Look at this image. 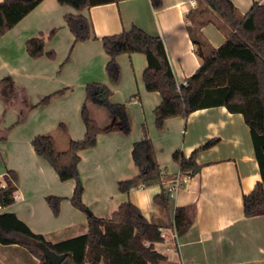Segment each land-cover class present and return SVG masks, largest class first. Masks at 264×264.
I'll use <instances>...</instances> for the list:
<instances>
[{
    "label": "crops",
    "instance_id": "1",
    "mask_svg": "<svg viewBox=\"0 0 264 264\" xmlns=\"http://www.w3.org/2000/svg\"><path fill=\"white\" fill-rule=\"evenodd\" d=\"M161 1V6L157 8L153 6L152 0H120L83 10L82 14L90 19L93 32L99 39L90 38L77 43L70 64L61 74L58 73L61 60L72 40H75L64 18L68 13H79L73 7L61 5L57 0H43L0 38V57H5L4 62L7 64V70L0 69L2 109L14 110L18 115L23 113V118L26 117L24 122L30 118L28 127L24 124L21 129L15 149L11 147L12 138L17 134L12 133L15 129L11 131L12 135L8 133L7 138L0 141V187L5 186L4 175L9 169L18 172L15 202L4 207L2 212H15L34 232L43 234L51 242L87 233L88 219L86 213L76 208L70 200L76 181L70 179L62 182L51 164L36 153L32 140L47 130L43 125L40 131L36 121L32 126L31 117L35 114L44 117L45 110L51 114L57 102L66 104L70 98L69 103H72L75 98L73 113L55 115L64 116L63 120L69 123L74 139H81L85 135V124L82 119L80 121L85 87L91 81L106 83V86L111 84L104 70L110 59L101 40L104 36L119 34L134 25L152 35L161 36L177 84L181 86L202 63L190 32L202 39L205 55H210L213 49L225 43L233 32L224 18L198 0ZM232 2L242 17L255 2L262 4L264 0ZM54 29L56 33L53 38H47ZM41 32L46 36L45 51L56 49V59H50L47 55L32 58L28 54L27 40ZM60 41L64 43L62 55L58 47ZM117 58L120 79L111 85L112 88L124 97L132 95V107L154 112L161 102V95L146 89V56L135 52L123 53ZM76 59L80 60L78 64H92L94 75L92 69L87 76H75L72 68ZM7 76L15 83L14 94H10L7 85L2 82ZM64 88L50 99L48 105L38 104L49 93ZM75 94L76 97H73ZM100 106L96 102L89 104L91 116L96 111L98 116L95 119L99 125L106 123V128L112 120L110 117L102 119ZM47 118H44V122ZM29 124L33 127L32 132ZM147 131L163 170L162 183L140 185L128 192L121 191L119 182L132 179L139 173L132 156V147L134 142L144 137V131L142 128L141 132L136 131L130 137L124 136L121 130L105 131L99 135L96 146L80 151L78 169L84 185V203L96 216L110 218L123 202L132 201L150 222L167 229L168 238L157 242L155 247L166 254L170 262L264 264V215L247 217L244 213L243 197L254 189L261 180V174L250 128L243 114L230 112L225 106L204 108L187 117L168 118L162 130L156 128L155 120L150 116ZM55 139L60 151L68 149L69 139L66 140L64 133ZM214 139L217 140L216 144L198 155L200 171L194 176H187L182 188L172 197L173 207L195 209L192 225L187 232L179 235L177 247L171 238L173 215L163 205L156 203L154 197L161 192L162 186L167 189L170 181L180 174L179 164L173 160L175 151L180 150L190 157L194 150ZM49 194L62 197V213L58 218L53 216L46 200ZM5 246L10 252H6L1 264L40 262L23 246Z\"/></svg>",
    "mask_w": 264,
    "mask_h": 264
},
{
    "label": "trees",
    "instance_id": "2",
    "mask_svg": "<svg viewBox=\"0 0 264 264\" xmlns=\"http://www.w3.org/2000/svg\"><path fill=\"white\" fill-rule=\"evenodd\" d=\"M43 0H3L0 2V38L20 22ZM61 5H69L79 13H68L65 21L75 36V42L99 39L93 32L90 19L82 14L86 8L120 0H57ZM216 11L232 27L225 43L213 49L210 55L202 50L204 43L200 37L190 32L196 53L202 58L200 67L179 86L161 36L148 33L134 25L119 34L101 38L103 47L110 59L106 71L112 81L120 77L117 57L120 54L143 53L147 58L144 71L146 89L159 92L161 102L155 107L154 115L157 128L162 130L165 121L172 117H187L192 112L216 106H225L230 112L241 113L248 124L252 136L256 159L260 167L261 180L254 189L243 197L244 213L247 217L264 215V3L255 2L244 15L238 14L232 0H198ZM154 7H160L161 0H152ZM56 29L49 32L52 38ZM46 36L43 32L29 38L26 49L30 57L39 58L45 54ZM51 58L56 52H47ZM10 94L16 87L13 79H2ZM86 100L81 115L86 127L82 139H70L69 147L60 151L56 139L51 134H40L32 140L36 153L46 159L64 182L76 181L74 193L70 198L73 205L86 213L88 232L60 242H51L43 234L34 232L15 212H2L15 202L18 175L8 170L4 175L5 186L0 187V243L17 244L28 249L40 262L39 264H170L166 254L155 247L163 241L161 228L150 222L142 210L128 200L123 202L110 218L96 216L84 203V185L78 164L80 151L92 148L101 132L121 130L128 133L131 129L126 105L110 101L112 91L104 84L89 83L86 87ZM59 92V91H58ZM57 93V92H56ZM52 93L38 104L49 103ZM99 97V100L97 99ZM96 102L107 108L112 123L102 128L91 116L89 104ZM24 117V114H21ZM64 128V125L61 124ZM9 130V129H8ZM144 137L133 143L132 156L139 173L132 179L119 182V188L128 192L140 185L151 186L162 183L163 170L158 162L153 140L143 126ZM6 137L2 136V139ZM210 140L194 150L190 157L182 151L173 153V160L179 164L180 173L194 176L201 169L197 162L201 151L216 144ZM48 204L58 214L62 197L48 195ZM154 201L163 205L173 215L172 226L183 235L192 225L195 209L192 207H173L172 197L162 186Z\"/></svg>",
    "mask_w": 264,
    "mask_h": 264
},
{
    "label": "rangeland",
    "instance_id": "3",
    "mask_svg": "<svg viewBox=\"0 0 264 264\" xmlns=\"http://www.w3.org/2000/svg\"><path fill=\"white\" fill-rule=\"evenodd\" d=\"M203 5H205V4H203ZM53 38V37H52ZM83 40H81V41H77V42H75L74 41V39L72 40V43H71V45H70V47H69V49H68V51L66 52V54L64 55V57L62 58V60H61V64L59 65V70H58V73L59 74H61V73H63L64 72V69H65V67L67 66V65H69L70 64V61H71V58H72V54H73V51H74V48H75V45L77 44V43H81ZM45 42H46V40H45ZM58 47H59V50L61 51V55L63 54L62 52L64 51V49H63V47H64V43H62L61 41L58 43ZM81 50V47H79V51ZM55 52H56V56H57V50L55 49L54 50ZM79 53V52H78ZM44 55H47V57H49L48 56V54H47V52L45 51V54ZM43 55V56H44ZM42 57V56H41ZM58 57V56H57ZM40 58V57H39ZM50 59H56V57L55 58H51V57H49ZM59 59H60V56H59ZM6 60V58L5 57H0V69H1V71L3 70H7V64L4 62ZM117 61H118V58H117ZM78 63H80V60H77L76 59V62L75 63H73V68H72V73H75V76L76 75H78V76H83V75H85L86 74V76H87V74L88 73H90L91 72V70L93 69V65L92 64H90V63H88V64H85V63H82V64H78ZM118 63H119V61H118ZM96 65V64H95ZM107 65V64H106ZM106 65H105V72H106V75H107V78H108V80L110 81V83L111 84H107L108 86V88L113 92L112 93V95H111V98H110V101L111 102H113V103H123V104H125L126 105V108H127V113H128V116H129V121H130V127H131V129H130V131L128 132V133H126V132H124V131H122V133H123V135L124 136H126V137H130V136H132V135H134V133L136 132V131H139L140 130V132H141V130H142V128H143V126L145 125V127L148 129V121H149V118H150V116L151 117H153V119L155 120V115H154V112H153V110H150V111H142V110H139V109H137V108H134V107H132V102H131V97H132V95H128L127 97H124L123 95H121L120 93H118V91H116V90H114L113 88H112V86L111 85H113V84H116V83H118V81L117 82H114V81H112V79L109 77V75H108V73H107V71H106ZM129 65V64H128ZM130 66V68H131V65H129ZM77 71V72H76ZM92 75H94V69H93V74ZM91 79H92V77H91ZM119 79H120V77H119ZM93 82H96V83H98L99 81H91L90 83H93ZM99 83H102V82H99ZM104 84H106V83H104ZM63 90H65V88L64 89H59V90H57V91H54V92H51V93H49L48 95H50V94H52V93H55V94H57V93H60L61 91H63ZM59 91V92H58ZM57 92V93H56ZM85 93L87 94V90H86V87H85ZM55 94H53V96L55 95ZM70 95V94H69ZM72 95V94H71ZM52 96V97H53ZM131 96V97H130ZM51 97V98H52ZM73 97H76V94L75 95H73ZM85 100H86V95H84V100H83V102H85ZM76 101V99L75 98H73V101H72V103H69L70 102V98H68V100H67V103L66 104H63L62 102H57L52 108H55V111H54V109H53V112L51 113V114H49V113H46V110H45V112L43 113V116L44 117H41V116H36V114H35V116L32 118L31 117V122L30 123H32V126L33 125H35V121H36V124H37V126L38 125H40V131L42 130V126L44 125V129H46L47 131H45V132H41V133H39L38 135H40V134H51V135H53L54 137H56V136H60V135H62L63 133L65 134V137H66V140H67V138L70 140V139H72L73 138V136L71 135V127L69 126V123L67 122V121H65V120H63L64 119V116L63 117H60L59 115H55V113H71L72 112V110H73V105H74V102ZM50 102V101H49ZM2 103H1V100H0V122H2V127H0L1 129H2V131L0 132V141H4L5 139H2V136L3 137H6L7 138V136H8V133H9V135L11 134L12 135V133H14V132H17V134H16V136H14V138H12L14 141L13 142H11V147H14V149L17 147V145H18V143H19V138H18V136H20V134H21V132H22V130L21 129H23L24 128V124L26 125V127H28V121L30 120V118L26 121V122H24V119L26 118H23L22 117V115L21 114H17L14 110H11V111H8V110H6V111H4L3 109H2ZM40 105H42V104H40ZM45 105H48V103L47 104H45ZM100 106V105H99ZM8 107V106H7ZM100 113H101V117H102V119H104L105 117L107 118H109L110 117V113H109V111L107 110V108H105L104 106H100ZM96 112V111H95ZM94 112V114L92 115V117L95 119L98 115H97V113H95ZM73 113V112H72ZM78 113V112H77ZM99 113V114H100ZM26 115H27V113H26ZM25 115V116H26ZM100 116V115H99ZM39 117V118H38ZM45 117H48L47 118V121L46 122H44V118ZM80 121H81V119L83 120V118H82V115H81V113H80ZM4 118V119H3ZM62 118V119H61ZM65 118H68V116H65ZM111 118V117H110ZM32 120H33V122H32ZM96 120V119H95ZM97 121V120H96ZM99 121V120H98ZM139 121V122H138ZM84 122V121H83ZM61 124H63L64 125V128L62 127V126H60ZM105 124L106 123H102V125H100L102 128H105L104 126H105ZM5 125V126H4ZM30 124H29V127L31 128L30 129V132H32V129H33V127H32ZM155 126H156V128H157V125H156V121H155ZM9 129V130H8ZM15 129V130H14ZM158 129V128H157ZM14 130V131H13ZM159 130V129H158ZM5 131V133H3ZM9 131V132H8ZM11 131H13L12 133H11ZM118 131H120V130H118ZM105 132V131H104ZM104 132H101L100 134H102V133H104ZM60 134V135H59ZM99 134V135H100ZM99 135H98V137H99ZM11 137L12 136H10V139H11ZM84 137V136H83ZM82 137V138H83ZM98 137H97V143H98ZM81 138V139H82ZM74 139V138H73ZM68 140V141H69ZM67 141V142H68ZM96 143V144H97ZM96 146V145H95ZM58 147V146H57ZM18 173V172H17ZM49 195H55V194H49ZM47 200V199H46ZM48 202V201H47ZM50 206V205H49ZM51 208V207H50ZM10 212H13V211H11V210H9ZM51 211H52V214H53V216L55 217V218H58L60 215H61V213H62V200H61V203H60V208H59V212H58V214H55L54 213V211L52 210V208H51ZM8 248H6V246L5 245H2L1 243H0V264H1V262L3 261V259L6 257V252H10V249L9 250H7ZM9 255V254H8ZM170 264H180L179 262H178V260H174L173 262H170V261H168Z\"/></svg>",
    "mask_w": 264,
    "mask_h": 264
},
{
    "label": "built area",
    "instance_id": "4",
    "mask_svg": "<svg viewBox=\"0 0 264 264\" xmlns=\"http://www.w3.org/2000/svg\"><path fill=\"white\" fill-rule=\"evenodd\" d=\"M187 180V176L182 175L181 173L176 176L175 179L170 181V185L167 188V191L170 195V197H174L178 190H180L184 184V182ZM161 236L163 237L164 240L168 238V233L166 228H161ZM171 238L176 242L177 247L178 241H179V234L176 230V228L173 226V230L171 233ZM183 264V263H182Z\"/></svg>",
    "mask_w": 264,
    "mask_h": 264
}]
</instances>
